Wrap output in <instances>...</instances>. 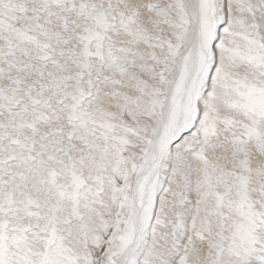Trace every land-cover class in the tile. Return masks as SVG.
Listing matches in <instances>:
<instances>
[{"label": "snow or ice", "instance_id": "obj_1", "mask_svg": "<svg viewBox=\"0 0 264 264\" xmlns=\"http://www.w3.org/2000/svg\"><path fill=\"white\" fill-rule=\"evenodd\" d=\"M0 264H264V0H0Z\"/></svg>", "mask_w": 264, "mask_h": 264}]
</instances>
